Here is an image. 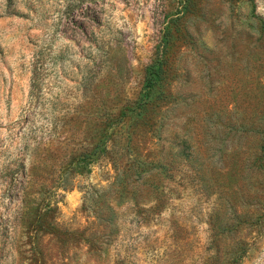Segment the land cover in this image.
<instances>
[{"label":"rangeland","instance_id":"rangeland-1","mask_svg":"<svg viewBox=\"0 0 264 264\" xmlns=\"http://www.w3.org/2000/svg\"><path fill=\"white\" fill-rule=\"evenodd\" d=\"M0 264H264V0H0Z\"/></svg>","mask_w":264,"mask_h":264},{"label":"trees","instance_id":"trees-1","mask_svg":"<svg viewBox=\"0 0 264 264\" xmlns=\"http://www.w3.org/2000/svg\"><path fill=\"white\" fill-rule=\"evenodd\" d=\"M152 78H155V76L153 75V77Z\"/></svg>","mask_w":264,"mask_h":264}]
</instances>
